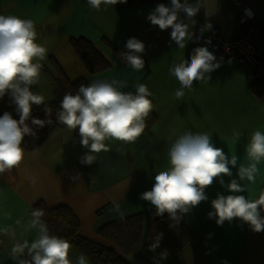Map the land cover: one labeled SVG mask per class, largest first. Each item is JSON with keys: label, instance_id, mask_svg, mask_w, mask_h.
Listing matches in <instances>:
<instances>
[{"label": "crops", "instance_id": "0c3cea01", "mask_svg": "<svg viewBox=\"0 0 264 264\" xmlns=\"http://www.w3.org/2000/svg\"><path fill=\"white\" fill-rule=\"evenodd\" d=\"M236 1L204 0L203 8L194 18L196 25L190 31L201 35L199 29L214 22L224 36L240 35L246 25L238 20ZM241 1L264 19V0ZM160 3L170 6V0H146L123 7L102 5L96 11L87 0H0V14L35 22L37 42L47 49V55L39 61L41 78L32 90L44 96L47 105L56 100L46 76L48 73L57 77L51 65L54 62L69 82L84 79L91 84L115 79L127 85L121 89L125 92H135V86L144 83L154 94L150 99L155 106L150 128L145 129L135 144L110 141V151L96 154L92 165L80 163L87 149L79 142L78 130L54 128L36 150L24 151L19 168L0 174V264H19V258L12 254L13 246L24 241L31 243L37 238L36 229L29 226L33 218L30 209L37 202L50 208L69 207L79 221L82 237L118 252L96 231L116 219L147 211L148 202L139 197L151 190L154 176L169 166L170 136L174 140L185 131L212 134L213 143L222 147L229 158L233 154L239 158L237 167L232 169V178L238 179V168L250 163L245 148L251 134L257 129L264 131V91L261 93L257 83L263 81L253 79L248 64L236 58L228 59L213 45H206L204 35L198 41L189 42L184 49L170 43L171 29L162 31L147 20L148 14ZM132 37L145 44L142 54L145 68L141 71L127 66L119 56L120 52L127 51L126 41ZM72 38L90 41L108 62L107 67L89 73L71 45ZM199 46L209 47L217 60L222 57V65L210 74L209 82H194L193 90H185L183 99L177 100L174 93L180 84L169 75V70L174 64L189 59L192 49ZM258 49H264V30L258 37ZM42 106L33 105V109ZM237 131L243 134L239 140L233 137ZM258 167L260 171L254 183L239 181L247 191L238 194L255 199L264 193V162ZM77 174L80 179L72 180ZM224 179L227 183L231 178ZM217 193L229 194L219 182L206 189L208 201L186 214L192 231L190 240L180 251H168V258L160 264H224L225 261L264 264V232H253L239 220L218 226L215 219L208 218L211 200ZM163 250L153 253L142 246L125 256V260L129 264H154L153 256ZM81 256L72 245L73 264ZM84 259L86 264H92L87 257Z\"/></svg>", "mask_w": 264, "mask_h": 264}, {"label": "clouds", "instance_id": "9594fccd", "mask_svg": "<svg viewBox=\"0 0 264 264\" xmlns=\"http://www.w3.org/2000/svg\"><path fill=\"white\" fill-rule=\"evenodd\" d=\"M87 3L92 9L100 11L102 5L106 8L127 3V0H87ZM203 5L204 0H170V6L158 4L148 14L147 20L162 31L171 29L170 43L174 42L179 49H184L189 42L200 40L205 31L212 29V24L208 23L199 29L201 35L190 31L195 27L194 18ZM247 11L252 15L250 10ZM37 39L32 19L0 14V99L7 95L19 115V119H14L10 112L5 111L0 116V174L19 168L24 160L22 145L26 136L38 138L35 129L53 124L45 97L32 90L41 78L42 64L39 61L45 60L47 55V49ZM210 43V40L205 42L206 45ZM125 48L127 51L120 52V58L133 70H143L145 44L132 37L126 41ZM222 61L223 58L217 60L207 46L193 48L189 59L174 64L169 70V75L180 84L174 98L182 100L185 90L192 91L196 81L209 82L210 74L221 67ZM126 86L115 79L81 84L76 94L66 93L60 101L57 122L72 132L78 130L79 142L87 149L80 158L81 164L95 163L96 154L110 151V141L135 144L144 134L146 121L155 107L150 99L154 94L144 83L136 85L135 92L122 91ZM33 105H44L43 111L48 118L32 116ZM242 135L239 131L233 133L236 140ZM169 140L172 141L167 151L169 166L154 176L151 190L139 197L148 202L153 217L163 218L166 215L169 227L177 229L186 214L208 201L206 189L219 182L229 194L217 193L216 198L211 200L212 210L207 213L208 218L215 219L218 226H223L226 221L239 220L253 232H264V193L255 199L238 194L247 191V187L239 181L254 183L260 171L258 165L264 162V131L257 129L251 134L245 148L250 163L247 167L241 165L238 168V179L232 178L238 156L233 154L229 158L222 147L213 143L212 134L185 131L174 140L170 136ZM225 177L231 179L226 183ZM71 179H80V174ZM116 210L119 212V205H116ZM31 215L33 218L29 226L36 229L38 236L31 243L24 241L13 246L12 254L19 258V264H73L71 243L50 234L47 223L42 219V210H35ZM120 216L123 217L122 212ZM163 236L162 232H158L152 237L148 250L156 253ZM168 255L167 249L160 251L153 256L154 264H160ZM77 264H86L83 256L78 258Z\"/></svg>", "mask_w": 264, "mask_h": 264}, {"label": "trees", "instance_id": "16d2710c", "mask_svg": "<svg viewBox=\"0 0 264 264\" xmlns=\"http://www.w3.org/2000/svg\"><path fill=\"white\" fill-rule=\"evenodd\" d=\"M145 1L127 0V3H118L117 5L123 7ZM71 45L89 73L92 74L107 67L108 62L90 41L84 38H72ZM51 65L57 74V77H53L46 73L56 98L55 102L48 105L51 109L49 118L53 120V124L45 125L42 129H35L38 138L26 136L22 145L26 151L36 150L54 128H66L63 124L58 123L56 119L60 111V101L66 93L76 94L81 84L89 85L84 79L69 82L56 63L52 62ZM43 71H45L44 67ZM257 83L260 84L262 93L264 91V82ZM255 86L259 90L258 84H255ZM258 90L255 91L257 94L260 93ZM43 108L44 106L33 109L32 116L39 119H47L48 117ZM14 109L15 106L11 104L10 98L7 95L3 99H0V116L5 111H8L13 115L14 119H19V115ZM153 119L154 116L151 113L146 121L147 130L150 128ZM28 123L31 126V122L29 121ZM35 210H42L44 212L42 219L47 223L50 234L67 239L92 264H129L125 260V256L139 250L142 246L148 248L150 239L158 232L164 234L159 249H167L169 252L176 253L188 243L192 235L191 228L187 224L186 215L179 227L172 229L169 227V220L166 215L163 218L153 217L148 208L146 212L116 219L97 229V235L103 241L113 245L118 253L111 247H106L82 237L79 234V221L69 207L62 205L50 208L42 202H37L31 207L30 212L32 213Z\"/></svg>", "mask_w": 264, "mask_h": 264}, {"label": "built area", "instance_id": "2783aa9c", "mask_svg": "<svg viewBox=\"0 0 264 264\" xmlns=\"http://www.w3.org/2000/svg\"><path fill=\"white\" fill-rule=\"evenodd\" d=\"M239 7L238 20L245 24L244 31L233 37L224 36L213 22L212 29L203 34L204 41H211L217 51L226 58H236L239 62L248 64L252 71L253 79L264 82V49L259 51L257 38L264 30V19H261L241 0L236 1ZM252 15L248 14V11Z\"/></svg>", "mask_w": 264, "mask_h": 264}, {"label": "rangeland", "instance_id": "374dc122", "mask_svg": "<svg viewBox=\"0 0 264 264\" xmlns=\"http://www.w3.org/2000/svg\"><path fill=\"white\" fill-rule=\"evenodd\" d=\"M259 36H260V35H259ZM259 36H258V37H259ZM257 41H258V38H257Z\"/></svg>", "mask_w": 264, "mask_h": 264}]
</instances>
